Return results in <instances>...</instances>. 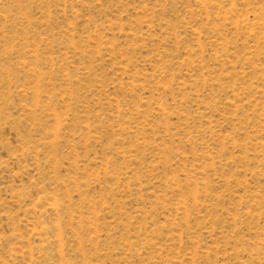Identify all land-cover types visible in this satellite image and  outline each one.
<instances>
[{
  "label": "rangeland",
  "instance_id": "rangeland-1",
  "mask_svg": "<svg viewBox=\"0 0 264 264\" xmlns=\"http://www.w3.org/2000/svg\"><path fill=\"white\" fill-rule=\"evenodd\" d=\"M0 264H264V0H0Z\"/></svg>",
  "mask_w": 264,
  "mask_h": 264
}]
</instances>
